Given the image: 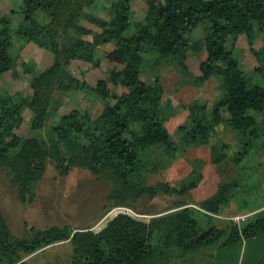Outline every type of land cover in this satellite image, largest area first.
<instances>
[{"label": "trees", "instance_id": "obj_1", "mask_svg": "<svg viewBox=\"0 0 264 264\" xmlns=\"http://www.w3.org/2000/svg\"><path fill=\"white\" fill-rule=\"evenodd\" d=\"M71 2L22 0L11 15L0 16V74L19 65V56L12 52L16 16H21L16 34L54 54L50 67L33 72L29 94H0V166L10 175L20 201H33L49 160L62 175L81 167L110 180L114 189L109 199L114 207L143 197L153 199L160 193L185 195L203 180L200 159V165L179 186L149 184V176L171 167L191 148L208 146L220 126L235 135L238 149L232 159L240 174L234 181L221 184L198 206L180 202L177 207L181 210L149 220L117 210L96 229L33 227L30 237L20 238L0 211V264H30L27 257L64 241H70L74 248L71 264H169L177 254L186 256L218 241L227 245L264 233V212L241 228L230 220L221 229L212 219L241 193L256 185L264 188V46L255 47L260 33H264V0H163L132 33L128 32L132 0H101L109 19L87 16L97 30L76 25L78 16L71 11ZM38 12L52 21L68 14L74 27L70 40L62 44L52 24L37 19ZM199 27L207 55L199 74H195L188 59L195 42L191 35ZM243 35L258 62L252 71L245 70L235 55L237 40ZM104 58L122 68H112L108 78L99 79L96 86L68 69L72 61L98 67ZM170 65L181 74L180 85L197 87L217 76L222 94L212 106L198 99L189 105L165 101L160 68ZM147 72L150 74L145 80L142 76ZM110 82L126 90L115 93ZM58 89L91 90L106 101V106L96 117L73 108L56 114L48 123L56 113L53 95ZM24 107L34 112L31 127L46 128V137L18 133L25 122ZM182 110L189 114L174 137L167 122ZM230 149L225 140L212 144L211 161L221 164L229 158Z\"/></svg>", "mask_w": 264, "mask_h": 264}, {"label": "rangeland", "instance_id": "obj_2", "mask_svg": "<svg viewBox=\"0 0 264 264\" xmlns=\"http://www.w3.org/2000/svg\"><path fill=\"white\" fill-rule=\"evenodd\" d=\"M90 2L91 0H72L71 11L78 16L76 25L86 29L97 30L98 27L90 22L87 16L93 15L109 19V13L101 0ZM162 2L163 0H132V25L128 32L132 33L140 27L145 21L148 12ZM21 3L22 0H0V16L11 15V11L18 9ZM36 17L45 24H52L62 44L70 40L74 27L68 21V14L55 21H52L50 17L42 12H38ZM20 19L21 16L14 17L12 24L14 41L12 52L14 55L19 56V65L13 71L0 74V94L18 91L29 94L31 92L29 82L34 74L33 72L43 70L53 61V54L50 51L34 43L32 44L34 46L33 49L39 50H34L33 54L36 55L40 62L37 64L30 60L29 63H22L27 58L23 52L27 49L22 48L27 47V43L30 42L16 34V27ZM86 37L92 38L90 34H87ZM191 38L195 39V42L191 47L188 65L193 73L199 74L200 63L207 55L203 48L202 28H197ZM236 45L235 55L245 70L252 71L258 62L250 51L246 37L244 35L240 36ZM262 46H264V33H260L255 45L256 48ZM43 52L50 55V63L47 60V54ZM31 58L33 57L28 59ZM114 67L122 68L121 65L110 63L104 58L98 67L83 61H72L68 69L76 77L92 86H96L99 79L108 78L109 72ZM160 72L165 86V101L172 100L176 104L189 105L193 100L198 99L212 106L222 94L220 80L217 76L211 77L205 84L196 87L193 85H180L182 77L174 66H162ZM149 74L147 72L143 75V79L148 80L147 76ZM109 87L115 93H122L126 90L123 86H115L111 82ZM53 96L56 113L51 115L48 123L52 121V117L56 114L67 113L73 108H80L96 117L106 106V101L91 90L80 92L58 89ZM22 113L25 122L18 133L23 136L46 137V128L33 129L31 127L34 112L29 107H24ZM188 114L187 110H182L176 117L167 122V127L174 137H177V128L187 119ZM219 140L229 142L231 149L229 158L221 164H214L211 161V145ZM237 149L238 144L235 135L224 126H220L208 146L191 148L189 151L180 154L171 167L157 174L150 175L148 179L149 184L169 181L171 185L179 186L180 182L200 165L197 161L200 159L203 161L201 171L204 177L193 191L185 195L160 193L153 199L143 197L136 202L117 207H114V201L109 199L114 189V185L110 180L95 175L90 170L81 167H74L68 175H62L57 170L56 163L52 160L48 161L45 174L37 184V192L33 201L22 203L10 175L7 170L0 166V211L5 216L11 231L20 238L30 237L32 235L31 228L33 227L38 230L50 226H69L74 230L96 229L105 222L108 215L117 210H128L143 219L149 220L152 217L168 215L181 210L182 207H177L180 202L187 203L190 206H198L200 202L211 197L221 184L234 181L240 174L239 168L232 159ZM245 180L251 182L252 179L246 177ZM263 193V186L259 187L256 185L254 189L247 190V192L237 196L232 201V204L235 208L241 210L242 201L251 199V204L256 207L261 203ZM110 209L111 212L108 213ZM204 249L203 247L197 252L189 253L186 256L177 254L170 259L169 264H186L188 261L199 262ZM73 255L74 248L72 243L64 241L37 252L29 258L28 262L30 264H71Z\"/></svg>", "mask_w": 264, "mask_h": 264}, {"label": "crops", "instance_id": "obj_3", "mask_svg": "<svg viewBox=\"0 0 264 264\" xmlns=\"http://www.w3.org/2000/svg\"><path fill=\"white\" fill-rule=\"evenodd\" d=\"M34 43L35 42L27 43V47L25 46V48L24 47L22 48V49H27L26 51H23L25 53L24 55L27 57L26 60L22 62L23 64L29 63L30 60L36 62L37 64L38 62H40L38 61L36 55L33 54L34 50L35 51L39 50V49H33L34 46L32 44ZM27 51H29V53H27ZM46 54L48 57L47 60L50 63V55L48 53ZM30 57L33 58L28 59ZM53 62H54V54H53V61L50 64L48 63L49 65L47 64L48 66L43 70L50 67L53 64ZM191 191H193V189ZM263 199H264V193L262 200ZM250 200L246 199L242 201L243 206L241 210H239V208H235V206L231 202L230 205L223 208L220 214L212 215V219L215 225L218 228L225 229L228 226L229 221L233 220L241 228L243 224L247 223L256 214L264 212L263 201H262V205H258L254 207L251 204ZM204 248H205L204 253L200 258L199 262L193 261L196 264H264V233L253 237H243L240 241L227 245H223L220 243V241H218ZM31 256L27 257L26 259L29 260Z\"/></svg>", "mask_w": 264, "mask_h": 264}]
</instances>
